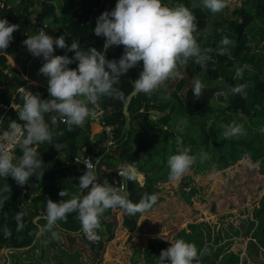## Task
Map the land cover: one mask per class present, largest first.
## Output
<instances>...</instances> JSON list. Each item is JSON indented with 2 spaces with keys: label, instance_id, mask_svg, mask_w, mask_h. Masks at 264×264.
<instances>
[{
  "label": "trees",
  "instance_id": "1",
  "mask_svg": "<svg viewBox=\"0 0 264 264\" xmlns=\"http://www.w3.org/2000/svg\"><path fill=\"white\" fill-rule=\"evenodd\" d=\"M170 1L171 5L165 4L184 5L195 15L199 43L212 50L209 70L201 71L198 65L189 61L185 66L187 78L167 81L151 97L139 93L132 99L127 115L123 110L134 90L136 78H132L125 101L102 98L99 105L107 112L105 122L114 127L111 145L103 132L91 138L89 120L83 127L69 131L62 120L52 122L46 116L55 133L54 142L62 144L63 148L58 153L48 143L37 146L45 165L42 179L38 180L34 175L21 187L12 177H0V264H102L108 244L120 229L137 230L143 214L130 216L120 209H109L101 217L102 230L97 233L99 242H90L85 237L76 213L69 214L66 221L59 223L56 229L61 237L59 241L53 240L48 232L37 238L35 233L46 226L47 199L59 202L63 199L59 192L65 189L69 196L64 199L79 194L76 184L86 170L74 162L76 157H90L97 179L103 182L106 178L116 187L123 186L133 203H138L146 193L158 194L153 209L161 202L160 186L170 183L167 160L182 147H190L193 155L205 152L209 156L203 163L197 161L191 169L192 176L183 178L175 191L179 200L190 206L194 200L203 201L202 188L195 184L193 176L213 170L225 171L249 157L253 163L260 162L259 173L264 176V133L260 131L264 128V0H238L235 6L229 5L224 10L227 18L223 24L210 31H207L208 23L214 13L203 6L202 0ZM100 5L101 0H0V19L20 26L9 47L0 50V104L19 106L8 110L3 122L5 130L11 120H18L17 113L23 103V92L19 89L24 86L18 81L21 75L25 76L11 65L9 57L18 51H28L23 41L38 34L39 27L54 39L65 35L68 45L76 39L85 50L95 47L104 51L105 38L95 35L96 23L89 21L93 9ZM103 7L104 10L109 8L106 4ZM225 36L234 43L229 46V55H219L220 42ZM123 52V46H111L105 55L108 60H118ZM53 55L71 58L74 52L55 47ZM44 62L41 57L36 69ZM35 63L34 60L33 65ZM245 65L248 67L238 78L237 68ZM31 67L26 62L27 74ZM69 67L76 68L77 64ZM195 77L206 85L199 99L192 92ZM32 80L38 81V78L32 76ZM237 85H246L245 97L231 94L230 90ZM47 89L48 86L40 84L32 86L30 92L48 99ZM220 91L227 94L226 100L215 95ZM164 95H170L171 99H162ZM181 120L186 121L180 125L184 128L182 133L177 128ZM233 123L243 125L246 134L225 139L223 132ZM20 155L17 149L16 156ZM121 167L134 168L142 173L144 184L139 183L137 177L135 181L125 182L118 172ZM6 186H9L7 191L4 190ZM18 212L23 214L21 225L15 219ZM243 215L246 218L239 227L229 225L216 231L205 222L191 223L175 232L171 239L151 238L144 250L134 251L130 262L159 264L161 250L167 249L176 239L194 243L198 250L206 249L201 264H242L240 252L232 250L235 240L242 238L248 239V256L257 259L264 255V195L251 212L245 210ZM37 217L39 219L35 221ZM5 250L9 251L8 255Z\"/></svg>",
  "mask_w": 264,
  "mask_h": 264
},
{
  "label": "clouds",
  "instance_id": "2",
  "mask_svg": "<svg viewBox=\"0 0 264 264\" xmlns=\"http://www.w3.org/2000/svg\"><path fill=\"white\" fill-rule=\"evenodd\" d=\"M203 6L211 13H221L230 5V0H202ZM18 24H10L7 19H0V50L5 51L14 39ZM94 33L104 37V51L95 47L86 50L81 48L80 41L73 39L68 45L65 35L53 38L44 30L28 36L23 41L24 46L34 57H43L44 63L39 73L47 78L48 99H41L38 94L22 88V106L18 111V120H11L6 131L0 132V177H12L18 186L23 187L32 176L42 179L45 165L38 153L37 146L48 143L57 152L63 148L54 142L55 133L46 121V116L52 122L62 120L69 131L74 127H83L86 121L96 116L95 108L102 98L107 97L125 101V95L117 85L122 76L130 70L142 66L138 77L133 82L134 90L139 94L151 95L166 84L167 81L183 79L182 68L193 61L201 71L209 70L211 49L203 48L199 43V32L196 17L184 5L169 6L163 0H117L112 11L103 12L96 20ZM219 55H229L234 42L227 36L221 40ZM74 52L73 57L53 55L55 47ZM111 46H123L124 52L116 60L106 58V50ZM76 63V68L69 65ZM248 66L237 68L236 76L242 77ZM193 95L199 99L203 96L206 85L199 79L193 78ZM233 95L242 98L247 95L246 85H237L230 90ZM227 99L223 91L215 93ZM162 99H171L170 95ZM22 122V123H21ZM186 124L181 120L177 126L179 132ZM264 133V128L260 130ZM246 134L243 125L231 124L226 126L223 136L225 139L238 138ZM178 143L180 141L178 140ZM14 146L18 147L21 155L16 156ZM209 159L205 152L198 156L191 154L190 147H182L177 154L167 160L170 183H179L199 160L203 163ZM259 161L253 163L247 158L250 168L259 167ZM119 175L127 181H135L137 171L130 167L118 169ZM76 184L78 195L61 190L59 202L47 199L46 226L35 235L39 238L45 232L50 233L53 240L61 239L58 225L66 221L71 213H76L81 231L90 242H99L98 230H102L101 217L109 209H120L133 216L145 214L157 204L158 194H145L138 203L129 199V193L109 183L97 179L92 163L86 165V171L78 178ZM9 186L5 187V191ZM2 203V202H0ZM22 213H17L15 219L22 224ZM5 234L8 230L5 229ZM205 250H198L194 243L184 239H176L170 246L161 250L159 264H201Z\"/></svg>",
  "mask_w": 264,
  "mask_h": 264
},
{
  "label": "rangeland",
  "instance_id": "3",
  "mask_svg": "<svg viewBox=\"0 0 264 264\" xmlns=\"http://www.w3.org/2000/svg\"><path fill=\"white\" fill-rule=\"evenodd\" d=\"M104 2L113 10L117 0H104ZM110 3L112 7L109 6ZM236 4L230 2V6ZM225 18H227V14L224 11L215 13L213 17H210L207 31L216 25H222ZM29 57V51H18L9 57V61L13 67L30 78L28 85L48 86L46 77L39 73L40 68L36 69L37 61L41 57L35 59V65L29 68L27 74L26 62ZM141 70L142 66L137 65L136 69L130 70L126 76L121 77L117 87L124 95L131 87L132 78H137L138 71ZM181 71L187 78L185 67ZM25 76L21 75V79L18 81L20 85H24L19 91L28 86ZM32 76L38 78V81L32 80ZM117 101L120 102V100ZM91 132L93 135V131ZM192 174L190 171L183 178L192 176ZM193 178L195 184L202 188L203 201L194 200L191 206L181 202L175 194L180 182L161 185V202L152 211L141 216L135 232L121 229L117 232L115 239L106 248L102 264H131L130 260L134 251L144 250L149 239L155 237L171 239L175 232L186 228L191 223L205 222L216 231L220 228H227L229 225L239 227L242 219L246 218L243 215L244 211L251 212L264 195V176L259 173V169L248 167L247 160H242L225 171L213 170L200 176H193ZM118 216L121 219V215ZM247 244L248 239L246 238L236 239L232 247L233 251L240 252L242 264H264L263 254L257 259L248 256Z\"/></svg>",
  "mask_w": 264,
  "mask_h": 264
},
{
  "label": "built area",
  "instance_id": "4",
  "mask_svg": "<svg viewBox=\"0 0 264 264\" xmlns=\"http://www.w3.org/2000/svg\"><path fill=\"white\" fill-rule=\"evenodd\" d=\"M163 2L168 3L169 5H171V1L170 0H163ZM230 2H234L235 4L238 3V0H230ZM105 4L104 0H101V5L97 6L93 9L92 14H90L89 16V21L92 23H96L97 18L105 11H112V9L108 8L107 10H104L103 5ZM40 30H44L43 27H39L38 32ZM45 31V30H44ZM37 57H34L33 55L30 57V59L27 60V66L31 67L34 63V60ZM26 81H28V83L26 85H28L30 83L29 78L27 76H25ZM23 92V91H22ZM13 107L14 109H17L19 106L15 105V104H11L10 106H6V105H1L0 104V132L6 131L3 127V122L4 119L6 117V114L8 112V110ZM96 111V116L94 118H90L88 119L89 121H91L92 123H96L100 126L101 128V132L105 133L106 137H107V141H108V145H111L113 143V136H114V127L107 125L105 122V117L107 115V112L98 104L95 108ZM64 122V121H63ZM94 136L91 135V138H93ZM17 149H19L18 147L14 146V152L16 155V151ZM244 160H247L244 159ZM74 162L81 165L85 170H86V165L89 163H93L92 159L90 157L87 158H83V157H76L74 158ZM95 167V165H94ZM257 169H259V167H257ZM121 188H124L123 186ZM190 190V188L188 189Z\"/></svg>",
  "mask_w": 264,
  "mask_h": 264
},
{
  "label": "water",
  "instance_id": "5",
  "mask_svg": "<svg viewBox=\"0 0 264 264\" xmlns=\"http://www.w3.org/2000/svg\"><path fill=\"white\" fill-rule=\"evenodd\" d=\"M32 86H33V85L30 84V85L26 86L24 89L27 90V91H31ZM137 95H138V93H137L135 90H133V91L130 93V95H129V97H128V100H127V102H126V104H125V106H124V110H123V112H124L125 115L128 114V108H129V105H130L132 99L135 98ZM133 169H134V168H133ZM135 170H136V169H135ZM137 173H138V175L136 176V177H137V180H138L139 183H141V184L143 185V184H144V183H143L144 175H143L142 173H139V172H137ZM38 219H39V217H37V218L35 219V221H37ZM8 252H9L8 250H5V252H4L5 255H8ZM7 264H9V262H8Z\"/></svg>",
  "mask_w": 264,
  "mask_h": 264
},
{
  "label": "crops",
  "instance_id": "6",
  "mask_svg": "<svg viewBox=\"0 0 264 264\" xmlns=\"http://www.w3.org/2000/svg\"><path fill=\"white\" fill-rule=\"evenodd\" d=\"M110 1H114V0H110ZM109 6L112 7L111 3L109 4ZM91 131H93V135L95 136V134L101 133V128H100V126L98 124L92 123L91 124ZM171 238H172V236H171Z\"/></svg>",
  "mask_w": 264,
  "mask_h": 264
}]
</instances>
